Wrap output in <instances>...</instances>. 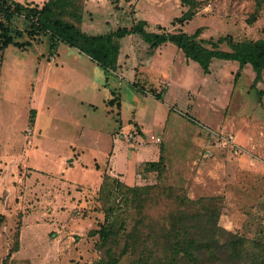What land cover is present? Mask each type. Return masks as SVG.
<instances>
[{
	"label": "rangeland",
	"instance_id": "rangeland-1",
	"mask_svg": "<svg viewBox=\"0 0 264 264\" xmlns=\"http://www.w3.org/2000/svg\"><path fill=\"white\" fill-rule=\"evenodd\" d=\"M76 2L79 27L90 35L146 21L149 32L200 30L198 41L229 52V42L264 38V0ZM186 14L191 19L180 22ZM10 26L24 47L0 53V264H106L113 244L99 246L90 232L115 208L111 257L123 252L135 223L160 220L150 186L166 189L160 198L168 202L194 201L176 205L190 212L216 199L219 227L264 241V76L255 83L250 65L240 71L223 60L205 74L174 45L152 49L137 35L121 41L115 69L104 70L24 17ZM119 142L156 155L139 166L121 150L119 165L137 164L130 184L107 173ZM70 160L71 176L60 174Z\"/></svg>",
	"mask_w": 264,
	"mask_h": 264
},
{
	"label": "trees",
	"instance_id": "trees-1",
	"mask_svg": "<svg viewBox=\"0 0 264 264\" xmlns=\"http://www.w3.org/2000/svg\"><path fill=\"white\" fill-rule=\"evenodd\" d=\"M76 1L48 0L42 7L37 5L31 7L16 0H0V53L9 46L24 47V44L14 41L10 26L16 16H21L32 22L33 31L50 36L57 43L77 49L104 70L115 69L121 41L128 36L137 35L152 49L167 43L174 45L189 61L199 64L205 74L210 73L214 60L234 61L239 64L240 71L248 65L252 67L256 74L255 83L263 81L264 38L235 44L229 42L232 47V51L229 52L218 49L216 44L208 48L205 42L198 41L200 30L194 35L185 32H149L146 21H140L131 28L119 27L106 34L90 35L79 27L82 16L77 10ZM182 2L189 3L190 0ZM190 19L191 14H186L179 21ZM18 36L21 38L23 34L19 33ZM156 98L162 100L160 95ZM34 115L33 110L32 120ZM158 166V163L151 164V167ZM109 179H104L103 185ZM114 183L116 186L123 185L117 180ZM122 188L129 193L135 192L129 186ZM99 191L103 195V186ZM146 191L150 196L157 194L154 207L161 212L160 220L155 221L152 218L145 224L135 223L134 233L128 239H124L123 252L114 256L112 254L111 257L113 245L119 242L115 237L118 232H114L113 222L107 225L109 218L114 217L116 213L115 208L104 212L105 223L99 231L90 232L91 237L99 236L101 247L112 242L113 245L107 249L110 260L106 264H264L263 238L250 242L219 227L220 212L214 205L216 199L207 200L209 203L203 205L204 212L199 210L190 212L176 207L177 204L182 205L186 202L196 206L197 203L190 199H184L183 203L168 202L160 198L166 189L150 186Z\"/></svg>",
	"mask_w": 264,
	"mask_h": 264
},
{
	"label": "crops",
	"instance_id": "crops-1",
	"mask_svg": "<svg viewBox=\"0 0 264 264\" xmlns=\"http://www.w3.org/2000/svg\"><path fill=\"white\" fill-rule=\"evenodd\" d=\"M157 120L158 119H156V121ZM116 140L118 141L119 139L116 138ZM119 145H120L121 148L118 150V154L114 156V161L112 163V167L110 166L108 168V172L107 173H108V175H110L112 177L118 178L122 182L129 183L130 184V183H133V181H134V174H135V172L137 170V164L134 163V161L131 160V163L133 164V166H128L127 165L126 167H122L121 165H119L117 162L120 159V155L119 154H120L121 150L125 149V151H126V153H125V155L127 157L126 158V161L129 159V156H131V157L133 156V160L135 159V157L137 158L138 161L139 160H142L141 163L140 162L138 163L139 166L143 162L150 161V159H148V154L151 153V157H153V158L156 155H154L153 152H150L148 150H145V148H143L144 146H137L135 148L136 149V152H135L134 149L130 150L132 147L131 148L129 147L130 149H128L127 147H124V145L121 142H119ZM144 152H145L146 157H144ZM76 162H77L76 160H70V161H67L66 162L67 166H65V165L63 166V164H62V166H59V173L62 174V175L68 174V175L71 176V174H72V168L70 166H74V164ZM152 163H154V162H152ZM59 165H60V163H59ZM91 170L93 171V169H91ZM95 171L96 172H99V173H97L98 174L97 180H99V179L102 180V178L100 177L101 176V173H100L101 171L100 170H96V169H95ZM96 183L99 184V188H100V185H101L100 183L101 182L99 183L98 181L97 182L95 181V184ZM72 185L73 186H78L77 184H75V185L72 184ZM93 186H95V185H93Z\"/></svg>",
	"mask_w": 264,
	"mask_h": 264
},
{
	"label": "built area",
	"instance_id": "built-area-1",
	"mask_svg": "<svg viewBox=\"0 0 264 264\" xmlns=\"http://www.w3.org/2000/svg\"><path fill=\"white\" fill-rule=\"evenodd\" d=\"M130 138H132V135H130Z\"/></svg>",
	"mask_w": 264,
	"mask_h": 264
}]
</instances>
